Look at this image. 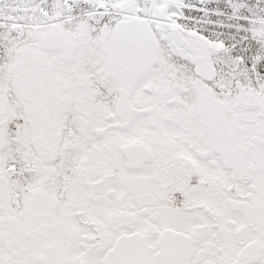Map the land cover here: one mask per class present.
<instances>
[{"label": "snow or ice", "instance_id": "1", "mask_svg": "<svg viewBox=\"0 0 264 264\" xmlns=\"http://www.w3.org/2000/svg\"><path fill=\"white\" fill-rule=\"evenodd\" d=\"M0 264H264V0H0Z\"/></svg>", "mask_w": 264, "mask_h": 264}]
</instances>
